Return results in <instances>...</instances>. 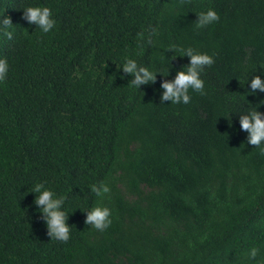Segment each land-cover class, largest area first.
I'll return each mask as SVG.
<instances>
[{"label": "trees", "instance_id": "16d2710c", "mask_svg": "<svg viewBox=\"0 0 264 264\" xmlns=\"http://www.w3.org/2000/svg\"><path fill=\"white\" fill-rule=\"evenodd\" d=\"M28 5L49 6L54 29L28 24ZM207 8L219 19L197 28ZM5 16L0 264H256L253 246L264 262V155L236 113L264 112L243 82L264 71V0H0ZM180 47L214 63L203 93L162 103L161 79L188 62ZM126 57L168 75L134 88ZM40 181L66 198V242L33 203ZM101 181L105 197L90 191ZM96 204L112 210L103 231L84 223Z\"/></svg>", "mask_w": 264, "mask_h": 264}, {"label": "clouds", "instance_id": "9594fccd", "mask_svg": "<svg viewBox=\"0 0 264 264\" xmlns=\"http://www.w3.org/2000/svg\"><path fill=\"white\" fill-rule=\"evenodd\" d=\"M22 18L28 24H35L42 33H49L54 29L56 20L52 9L46 5H28L22 8ZM195 26L203 28L213 24L219 19L218 13L213 8H207L196 14ZM12 22L8 17L0 18V28L4 34L11 38L12 33L7 31ZM168 50L173 51L170 47ZM179 56H186L188 62L176 70L171 79H161L159 84V100L163 103L168 101L172 104H187L190 101L189 90L203 93L204 80L202 78L204 69L214 63L213 56L201 52L193 47H180L177 49ZM124 74L131 76V86L139 88L141 85H149L156 82L157 73L162 76L168 75V69L162 73L152 66L139 64L136 59L126 57L118 67ZM9 71L7 59L0 57V82L4 81ZM247 82V92L253 95L264 93V71L258 75H252L251 79L245 76L243 82ZM244 99V95H242ZM264 103V100L258 101ZM238 124L241 131L247 133V143L258 148L259 153L264 155V112L257 110V106L245 107L244 110L236 112ZM90 191L97 197H105L110 193L109 185L103 181L90 185ZM30 192L34 193V205L40 213L47 229V235L54 240L66 242L70 239V225L67 221L65 211V196L58 195L51 187L46 186L44 181L35 183ZM84 223L98 231H103L112 223V210L106 204H96L85 210ZM259 249L256 246L247 251L249 260L256 264H264L258 259Z\"/></svg>", "mask_w": 264, "mask_h": 264}]
</instances>
